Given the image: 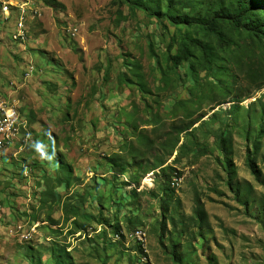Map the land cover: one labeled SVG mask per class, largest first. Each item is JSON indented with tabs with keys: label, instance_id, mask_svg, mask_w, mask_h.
Returning <instances> with one entry per match:
<instances>
[{
	"label": "rangeland",
	"instance_id": "374dc122",
	"mask_svg": "<svg viewBox=\"0 0 264 264\" xmlns=\"http://www.w3.org/2000/svg\"><path fill=\"white\" fill-rule=\"evenodd\" d=\"M51 1L0 0V99L20 114L13 142L0 147V264H264V185L246 162L258 145L264 178L254 53L234 68L229 97L191 107L203 118L195 127L206 122L196 133L205 151L191 146L148 174L129 156L135 127L151 130L157 114L161 137L174 104L199 93L189 64L166 60L174 29L114 0ZM23 10L26 45L14 38ZM221 132L232 140L231 175ZM118 155L129 156L123 174L110 162L123 163ZM197 197L208 215L202 229L192 220Z\"/></svg>",
	"mask_w": 264,
	"mask_h": 264
},
{
	"label": "trees",
	"instance_id": "16d2710c",
	"mask_svg": "<svg viewBox=\"0 0 264 264\" xmlns=\"http://www.w3.org/2000/svg\"><path fill=\"white\" fill-rule=\"evenodd\" d=\"M50 3L59 5L56 0ZM113 5L119 9L126 8L129 15L145 13L149 18L155 19L166 33L169 27L173 28L166 48V60L170 67L188 63L194 81L191 94L199 91L197 97L188 101L179 100L174 104L170 113L173 120L161 137H156L159 132L157 114L147 121L146 125L153 127L151 130L140 127L134 129L135 140L129 143V156L134 165L145 168L148 174L156 170L165 171L169 169L167 162L174 154L173 162L191 146L205 151L206 148L197 140L196 133L206 122L195 127L203 118H194L197 111L191 107L201 105L206 100L215 102V97H229L234 89V68L245 61L247 53L251 52L256 56L255 66L259 67L254 75L259 79L260 86L264 85V0H114ZM120 77L124 82L134 83V77L127 74ZM165 79L168 77L165 76ZM178 111H181V115ZM215 140L231 175L227 156L232 140L223 132ZM257 143H260L259 139ZM258 152V145L254 150L249 149L246 162L252 174L264 185V178L256 167L255 155ZM128 157L118 158H125L123 163L117 162L116 157H112L110 162L119 167L123 174L130 163ZM144 161L149 164L147 167ZM192 220L200 229L209 225L204 204L198 197Z\"/></svg>",
	"mask_w": 264,
	"mask_h": 264
},
{
	"label": "built area",
	"instance_id": "2783aa9c",
	"mask_svg": "<svg viewBox=\"0 0 264 264\" xmlns=\"http://www.w3.org/2000/svg\"><path fill=\"white\" fill-rule=\"evenodd\" d=\"M3 11L8 17H11V13L7 6L3 7ZM28 15L25 10H23L18 23L15 27V35L14 38L20 42L21 44L26 45L28 42V30H27V21ZM19 112L16 108L10 106L3 99H0V147L13 142V137L15 136L18 124H20ZM181 180L178 178H172L170 185L173 189H179ZM133 236L139 240V242L143 245V247L147 244V234L139 229L134 232Z\"/></svg>",
	"mask_w": 264,
	"mask_h": 264
},
{
	"label": "clouds",
	"instance_id": "9594fccd",
	"mask_svg": "<svg viewBox=\"0 0 264 264\" xmlns=\"http://www.w3.org/2000/svg\"><path fill=\"white\" fill-rule=\"evenodd\" d=\"M5 16H6V20H9V19H11V17H8L6 14H5Z\"/></svg>",
	"mask_w": 264,
	"mask_h": 264
}]
</instances>
